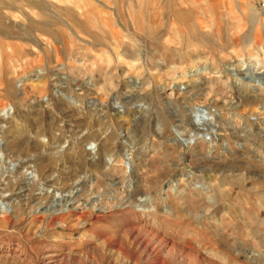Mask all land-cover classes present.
<instances>
[{"label":"rangeland","instance_id":"rangeland-1","mask_svg":"<svg viewBox=\"0 0 264 264\" xmlns=\"http://www.w3.org/2000/svg\"><path fill=\"white\" fill-rule=\"evenodd\" d=\"M192 107L221 120L197 127ZM1 141L31 174L0 183V264H154L136 232L161 264H264V13L0 0Z\"/></svg>","mask_w":264,"mask_h":264},{"label":"bare ground","instance_id":"bare-ground-1","mask_svg":"<svg viewBox=\"0 0 264 264\" xmlns=\"http://www.w3.org/2000/svg\"><path fill=\"white\" fill-rule=\"evenodd\" d=\"M32 41V40H31ZM263 71L262 70H258L256 72V74H259ZM135 83V82H134ZM91 86V85H90ZM90 86L87 84V86H83L85 87V90H90ZM84 89V88H83ZM71 98V96H70ZM72 100V99H71ZM89 102H92L91 100H89ZM96 102V101H95ZM12 112V107H8L7 109H4L3 110V116H8L10 115V113ZM191 112L194 114V123H195V126H203L204 127V122H209V123H213V124H216L218 119L221 120V117L215 110H211V109H207V108H197V107H192L191 108ZM200 117V118H199ZM202 118V120H201ZM223 120V119H222ZM226 123L227 120H226ZM206 135H208V137H206ZM198 139H201L202 141L208 143L209 145L211 146H214L217 142V140L219 139V134L216 132V130L214 128H212L211 126V129L205 133H200V135H198ZM192 140H196L197 138H191ZM190 140V139H189ZM6 143L4 141H1L0 142V183L2 185H7L8 183H11L10 181L7 180V178L14 173V170H17V169H21L19 171V174L18 176H14V180L12 181L11 184H17L18 182L16 181V179H22L23 177H27L29 174H31V171L28 172V168H23L22 169V166H20V164H18L17 162L13 161L12 159H9V157L7 158L5 153H6ZM260 146H258L259 148ZM96 151H97V147L95 144H90L89 147L87 149L83 148L82 149V152L88 156H91L93 157L94 154H96ZM122 156H123V159L126 161V162H129L130 161V154L126 151V152H123L122 153ZM103 166L101 169H103L104 171H106L108 168H109V163L108 161H104L103 162ZM13 165L12 168H10V166ZM35 173V172H34ZM14 175V174H13ZM32 175H36V174H33L32 172ZM30 176V175H29ZM33 177V176H32ZM35 177V176H34ZM125 179V178H124ZM5 181V182H4ZM125 183L127 184H130L129 183V178L127 177V180L125 179ZM114 184V183H113ZM19 185V184H18ZM22 186V185H21ZM18 188V192L20 193L23 189L21 188ZM0 189L2 190L3 188L0 187ZM14 191V190H13ZM132 191L135 192V189L132 188ZM133 193V192H132ZM11 195V193H10ZM12 196V195H11ZM10 196V197H11ZM131 197L132 195L130 194V197L127 199L128 202L132 201L131 200ZM133 202V201H132ZM148 202L149 201V198L148 197H144L140 202H139V205L143 208V204L146 205V208H143L144 210L147 209L149 207L148 205ZM7 203L6 201H3L2 199H0V212L3 211L4 213L6 212V210L4 208L7 207ZM86 203V202H85ZM87 204V203H86ZM69 205L67 204V202H64L61 206V208L59 210H62V211H66L68 209ZM132 232H136V230H131L129 235L132 233ZM133 242H134V246H135V249L136 251H139L141 255H144V256H147L148 258H152V259H155L154 261V264H161L158 260L159 258V252L158 251H155L153 252V248L150 246L149 242L145 241V238L144 237H140L139 236V233L136 232L134 235H133ZM144 238V239H143Z\"/></svg>","mask_w":264,"mask_h":264},{"label":"built area","instance_id":"built-area-1","mask_svg":"<svg viewBox=\"0 0 264 264\" xmlns=\"http://www.w3.org/2000/svg\"><path fill=\"white\" fill-rule=\"evenodd\" d=\"M257 9L264 13V0H255Z\"/></svg>","mask_w":264,"mask_h":264}]
</instances>
